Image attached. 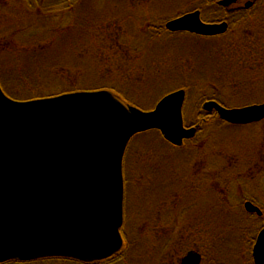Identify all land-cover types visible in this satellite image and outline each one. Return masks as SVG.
Returning a JSON list of instances; mask_svg holds the SVG:
<instances>
[{
	"label": "rangeland",
	"instance_id": "1",
	"mask_svg": "<svg viewBox=\"0 0 264 264\" xmlns=\"http://www.w3.org/2000/svg\"><path fill=\"white\" fill-rule=\"evenodd\" d=\"M41 1L49 5L51 2L54 4L64 0ZM79 1L77 7V0L72 1L71 7L74 9L71 8L69 14H87L90 18L86 19L91 20L92 29L101 28L100 35L103 39H96L100 42L94 45L97 49L103 48L109 51L117 40L123 42L119 48L122 52L116 50V53H120L122 57H118L112 65L119 68L116 73H120L110 75L109 77L112 76L110 83L127 91L136 106L144 111L153 108L160 101V97L168 92L190 84L191 92L188 96L189 100L183 107V118L187 126L193 125L198 115L203 112L202 98L205 93L201 92V88H209L201 85L221 83L222 61L231 58L227 56L226 50L233 40H223V38L204 40L186 33L164 35L159 33L166 31L167 21L177 18L180 14L193 12L206 0ZM263 1L259 0L258 5H253L249 9L251 14L245 12L243 15H233L234 17L231 18L233 25L228 38L233 34L232 32L239 34L243 32L238 23L243 17L249 19L252 16L256 24L264 21ZM67 5L63 4L62 8H66ZM237 8L236 6L234 10ZM26 9L29 10V7H25L18 16L26 17L28 14ZM209 11L210 16L209 14L205 16V20L222 15V11L214 6ZM8 16L9 13L0 12V35L8 32ZM89 29L91 26L87 30ZM106 33H109L110 37H106ZM254 39L256 41L254 50L247 55L252 62L251 68L242 71L237 68L233 73L234 86L232 84L223 86L227 89V93L233 95L231 103L226 100L223 102L234 107L264 103V31L257 33ZM131 46L141 49L139 51L141 54L136 60L137 66L128 75L123 71H125L126 55ZM92 48L93 46L91 50ZM257 52H259L258 57L255 56ZM0 55L4 56V61L9 60L8 50ZM109 56L101 60L103 64H107L109 59H112ZM254 56L255 59L251 58ZM238 58L244 61L245 53L241 52L236 59L231 58L235 59L236 67L239 63ZM0 64L2 65L1 62ZM140 66L144 67L141 72L136 69ZM5 72L9 74L6 69ZM89 76L102 78L99 72ZM222 79L224 80L223 76ZM238 84L247 86L248 93L238 95L239 91H233ZM207 94L212 96L214 93L208 91ZM260 123L253 128L244 127L227 134L229 136L227 141L231 139L233 142H212L213 146L211 151H208V161L203 170L196 169L193 159L189 158L188 150L172 149L157 132L138 134L132 139L124 161L127 183H129L126 230L135 240L133 251L127 256L128 264H165L166 262L169 264V259L176 262L175 257L180 256V253L174 249H182L178 242L187 238L192 241L197 240L195 235L198 227L202 228L199 239L204 240L206 234L203 226L208 224L215 225L213 235L218 240L223 220L233 223L244 222L247 225L246 230L249 232L251 229V237L249 233L244 241L237 245L231 244V252L210 250L206 255L203 253L205 262L203 264H253L250 261L252 247L249 240L254 237L253 227L257 230L260 219L245 213L238 215L237 211L240 205L244 206L246 200L256 201L261 208H264V151L260 150V148L264 149V125ZM217 136L214 137L216 141L220 139ZM221 195H224L223 198H230L232 206V211L222 219L219 209ZM168 240L172 243L169 247L166 245ZM189 251L185 249L182 252L185 255ZM182 257L178 258L179 262ZM112 264H123V262L116 261Z\"/></svg>",
	"mask_w": 264,
	"mask_h": 264
},
{
	"label": "water",
	"instance_id": "2",
	"mask_svg": "<svg viewBox=\"0 0 264 264\" xmlns=\"http://www.w3.org/2000/svg\"><path fill=\"white\" fill-rule=\"evenodd\" d=\"M199 13L173 19L166 29L203 37L227 32L226 23H204ZM185 101L183 89L151 111L125 105L108 90L16 101L0 86V264L46 258L90 264L117 255L124 245L125 151L149 131L175 147L193 139L198 129L185 125ZM202 109L234 126L264 120V103L227 108L209 100ZM243 208L263 216L250 201ZM252 256L264 264V228ZM200 261L201 254L189 251L180 263Z\"/></svg>",
	"mask_w": 264,
	"mask_h": 264
},
{
	"label": "trees",
	"instance_id": "3",
	"mask_svg": "<svg viewBox=\"0 0 264 264\" xmlns=\"http://www.w3.org/2000/svg\"><path fill=\"white\" fill-rule=\"evenodd\" d=\"M73 0H64L62 2L54 3L51 2L49 5L43 3L41 0H0V12L9 13V29L8 32L4 35H0V54L4 53L5 50L9 51V60L4 61V56L0 55V86L5 92L6 96L10 97L16 101H31L38 99H47L53 98L57 96H61L67 93H76V92H95L100 90H108L111 91L116 97L119 98L124 103H128L129 105L136 106V103L131 100L128 92L123 90L121 87H118L116 84L110 83L112 76L116 75L120 72L116 71L119 69L114 67V63L117 61L118 57H122L120 53L122 52L120 48V44L122 41L117 40V43H114V47L109 51L103 50V48H98L94 45H97L99 40L103 39V36L100 35L101 28H96V30L92 29L91 20L88 21L89 15L82 13H70L71 4ZM80 1L77 0V5H79ZM63 4H68L66 8H62ZM258 5V1L256 3ZM25 7H29L28 14L26 17H19L18 14L24 10ZM74 8H72L73 10ZM197 9H205L204 4L199 6ZM61 13V14H59ZM250 14V13H248ZM85 16V18H81V16ZM230 16L234 17L233 14ZM87 18V19H86ZM248 19V18H246ZM245 17H243L238 23L242 33L232 32L233 34L229 36V32L224 36H221L216 39L223 38V40L232 39L231 44H228V48L226 50L227 56L231 58H235L241 53H245V60L241 61L238 58V66L236 67L235 59L229 58V60H223V64L221 65L220 74L223 76L224 80L221 76V83H209L202 84L201 86H207L208 89L201 88V92L205 93L202 100L203 102L214 100L220 103L222 106L227 108H238L231 106L228 103H224L223 100L230 102L231 97L233 96L230 92L227 93V89L223 86H228L235 84L234 72L235 70L241 69L245 70L246 68H251V59L247 57L248 53L253 52V47L255 46V35L260 33V31H264V21L255 23V19L251 16L246 21ZM233 25V23H232ZM231 25V26H232ZM91 26V29L87 30L88 27ZM159 31L157 32V34ZM169 33L166 31H161L159 34ZM172 34V33H170ZM162 35V36H163ZM110 37L109 33H106V37ZM196 36V35H193ZM201 38L199 36H196ZM211 40V39H206ZM87 44H91V47ZM141 49L131 46L129 52L126 57L125 71L128 75L130 72L137 66L136 60L138 55L141 54ZM110 55L108 63L103 64L101 60L105 59V56ZM259 56V52L255 54V56ZM254 57H251L255 59ZM250 60V61H249ZM112 61H114L112 63ZM7 62V63H6ZM4 64V65H3ZM135 64V65H134ZM123 64L121 63V66ZM226 65H230L226 66ZM243 68V69H242ZM5 69L9 71V74L5 72ZM136 69H139L141 72L144 67L140 66ZM94 72H99L102 74V78L100 76H89ZM122 77V76H121ZM118 80V79H116ZM116 80H113L115 82ZM61 86V87H60ZM94 86V87H93ZM186 90L187 92V101L189 100V95L191 92L190 84H186L184 86H180L178 89L174 91H170L167 94L178 90ZM208 91H213L214 94L212 96H208ZM233 91H239V94H247L248 87L245 85L237 86V88H233ZM167 94L163 95L160 98H163ZM160 100V99H159ZM158 103V102H157ZM156 103V104H157ZM231 103V102H230ZM249 106V105H248ZM155 107V106H154ZM153 107V108H154ZM245 107V106H244ZM152 110L149 109L147 111ZM260 124L264 125V121ZM258 124H251L247 126H234L223 122L216 112L213 113H204L198 115V118L193 125L190 126H198V131L193 139L187 140L184 142L182 147H172V149L176 150H188L189 158L193 159V163L196 164V169L203 170L206 162L208 161V151L212 149V142H224L227 141V134H230L239 129L245 128H253ZM157 132L161 139H163L162 135L158 131H150ZM149 133V132H147ZM218 135V136H217ZM220 138L218 141L214 139V137ZM227 142H233V140H228ZM262 152L263 148H260ZM206 156V159H205ZM125 163V162H124ZM126 168L124 164V175H125V224L122 228V235L124 237V247L117 255H113V257L99 262H94L90 264H112L114 262L121 261L123 264H128L129 254L133 251V246L135 245L134 241L130 234L128 233L127 223V199H128V179L125 174ZM221 219L232 211V206L230 205V198H223L224 195H221ZM226 197V196H225ZM251 201V200H246ZM254 205L258 206L259 204L256 201H251ZM244 206L238 207L240 208L237 211L238 215L241 213H245L250 215L243 208ZM262 212V217L255 216L256 219H260V224L257 225V230H255V235L250 238V244L253 248L256 237L260 230L264 228V208L258 206ZM215 226V225H214ZM214 226L213 225H205V239L200 240L201 230L202 228L198 227V232L195 235L197 240L192 241V239L187 238L183 241L178 242V245H181L182 249H174L177 253H180V256L184 257V251L187 249L188 251H197L202 255H206L208 251H226L231 252V244L237 245L240 242L244 241L246 236L249 235L251 237V229L248 232L247 225L244 222L241 223H233L229 222V220H223L220 225V237H214ZM204 231V229H203ZM232 235V236H231ZM131 238V239H130ZM170 240L167 242V246L169 247ZM205 241V242H204ZM184 249V250H183ZM183 253V254H181ZM204 253V254H203ZM251 253V262L254 264L252 259V249ZM177 255L176 262L174 260L169 259V264H180ZM182 257V258H183ZM181 258V259H182ZM86 264L75 260L69 259H43L32 262H20V261H11L2 264ZM205 263V262H204ZM167 264V262L165 263ZM217 264V263H216Z\"/></svg>",
	"mask_w": 264,
	"mask_h": 264
},
{
	"label": "flooded vegetation",
	"instance_id": "4",
	"mask_svg": "<svg viewBox=\"0 0 264 264\" xmlns=\"http://www.w3.org/2000/svg\"><path fill=\"white\" fill-rule=\"evenodd\" d=\"M221 0H206L204 4L205 6V9H203V11L201 9H196L194 11H199L200 13V16H201V20L204 22V23H207V24H221V23H226L228 25V29H227V32L225 34H227L229 32V30L231 29V25H232V16H230L231 14L235 15V16H238L240 14H245V12H248L250 13L249 9L253 6V5H256L257 1L259 2V0H248L246 2H244L243 0H237L234 4L228 6V7H225V6H221L219 4ZM248 3H251L250 7H247V4ZM202 4V5H203ZM212 6H214L215 8L219 9L222 11V15L221 16H214L212 19L210 20H205V16H207L210 11L209 9L212 8ZM238 7L237 10H234L235 7ZM233 7V8H232ZM264 9V1H263V7ZM191 13V12H190ZM252 13V12H251ZM250 13V14H251ZM184 14H188V13H183V14H180V16H183ZM257 15V14H255ZM210 16V14H209ZM179 17V16H178ZM188 35H194V34H191L189 32H184ZM225 34L223 35H219V36H215V37H203V36H199L201 37L202 39L206 40V39H216V38H219L221 36H224ZM198 36V35H196ZM201 254V253H199ZM202 256V261H200L201 263L200 264H203L204 262V257L203 255L201 254ZM253 258V257H252ZM182 261V259H181ZM180 261V262H181ZM179 262V263H180ZM254 262V261H253ZM181 264V263H180Z\"/></svg>",
	"mask_w": 264,
	"mask_h": 264
}]
</instances>
